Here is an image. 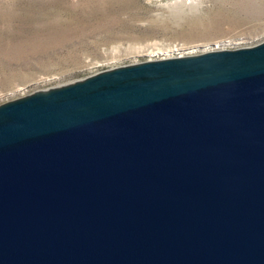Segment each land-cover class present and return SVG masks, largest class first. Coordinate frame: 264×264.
I'll return each mask as SVG.
<instances>
[{
    "label": "water",
    "instance_id": "obj_1",
    "mask_svg": "<svg viewBox=\"0 0 264 264\" xmlns=\"http://www.w3.org/2000/svg\"><path fill=\"white\" fill-rule=\"evenodd\" d=\"M0 264H264V41L0 104Z\"/></svg>",
    "mask_w": 264,
    "mask_h": 264
},
{
    "label": "rangeland",
    "instance_id": "obj_2",
    "mask_svg": "<svg viewBox=\"0 0 264 264\" xmlns=\"http://www.w3.org/2000/svg\"><path fill=\"white\" fill-rule=\"evenodd\" d=\"M263 41L264 0H2L0 104L117 67Z\"/></svg>",
    "mask_w": 264,
    "mask_h": 264
},
{
    "label": "clouds",
    "instance_id": "obj_3",
    "mask_svg": "<svg viewBox=\"0 0 264 264\" xmlns=\"http://www.w3.org/2000/svg\"><path fill=\"white\" fill-rule=\"evenodd\" d=\"M2 2V0H0ZM172 3H176L177 0H171ZM181 3L187 5H196L198 8H202L204 6L205 0H180Z\"/></svg>",
    "mask_w": 264,
    "mask_h": 264
}]
</instances>
